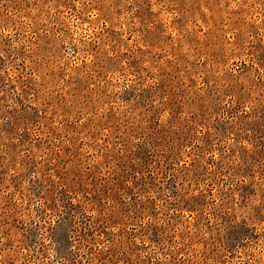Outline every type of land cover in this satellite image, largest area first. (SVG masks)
<instances>
[{"label":"rangeland","instance_id":"374dc122","mask_svg":"<svg viewBox=\"0 0 264 264\" xmlns=\"http://www.w3.org/2000/svg\"><path fill=\"white\" fill-rule=\"evenodd\" d=\"M0 264H264V0H0Z\"/></svg>","mask_w":264,"mask_h":264}]
</instances>
